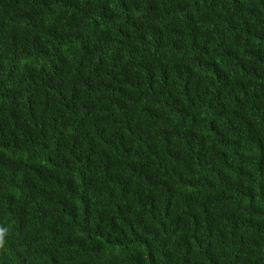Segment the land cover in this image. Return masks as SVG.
<instances>
[{
	"label": "trees",
	"instance_id": "16d2710c",
	"mask_svg": "<svg viewBox=\"0 0 264 264\" xmlns=\"http://www.w3.org/2000/svg\"><path fill=\"white\" fill-rule=\"evenodd\" d=\"M0 264H264V0H0Z\"/></svg>",
	"mask_w": 264,
	"mask_h": 264
}]
</instances>
